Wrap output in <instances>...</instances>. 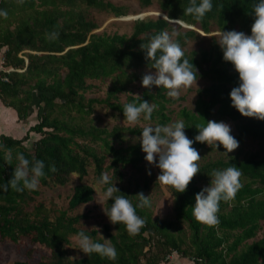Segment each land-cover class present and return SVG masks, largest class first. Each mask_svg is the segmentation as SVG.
<instances>
[{
    "label": "trees",
    "instance_id": "trees-1",
    "mask_svg": "<svg viewBox=\"0 0 264 264\" xmlns=\"http://www.w3.org/2000/svg\"><path fill=\"white\" fill-rule=\"evenodd\" d=\"M152 2L137 0L141 8ZM256 2L212 0V10L198 22L183 14L189 0H156L163 16L136 18L131 32L126 34L94 32L96 23L84 12L83 7L94 8L125 17V6L110 0H25L23 5L16 0H0V9H6L9 14L7 20L0 18V47H5L3 66L7 68L0 74L8 79L0 80V101L13 108L23 122L34 107L37 117L20 137L0 133V183L12 178L18 163L17 152L23 153L30 162L35 158L45 163V176L39 186L64 185L71 176L77 178L71 187L67 209L54 210L37 199L39 186L35 191L16 192L11 188L0 191V240L18 242L26 238L32 245L40 244L48 249L32 262L30 248L26 258L15 259L10 264H159L172 251L190 259L189 264H264V153L240 155V146L246 139L264 141V121L243 117L230 106L229 93L239 84L238 73L231 63L223 61L215 38L206 47L183 49L187 40L197 35L195 28L204 34L214 26L218 31L236 30L250 35L251 13ZM53 31L59 32V38L49 41L46 33ZM161 31L179 33L175 39L184 50L185 58L196 67L199 78L208 81L196 89L192 110L182 107L177 111L185 123L187 137L193 139L198 134L196 127L209 120L227 119L235 122L232 136L238 140L239 147L229 157L200 163V173L185 192L177 193L168 186L173 196L172 219L153 216L149 207L137 208V215L146 223L137 235L130 236L123 224L113 225L105 215L103 238L109 239L116 248V260L95 253L73 257L70 238L81 231L95 242H104L97 229L79 226L83 215L68 214L69 209L94 197L93 184L86 179L91 164L95 179L105 170H111L112 182L118 181L116 187L128 195L134 206L138 203L134 195L144 193L149 186L147 180L125 177L123 173L128 165L134 171L142 169L145 154L140 143L124 142L127 135L140 136L143 127L120 124L107 128L87 121L86 117L93 111L94 103H103L124 118V104L136 102V96L130 93V84L141 77L136 69L151 67L140 45ZM88 79H109L104 98L84 96L93 87ZM166 91L153 86L137 94L142 100L158 105L151 119L156 125L171 121L168 104L179 99L169 98ZM121 93L126 94L124 101L119 98ZM30 133L39 136L28 147L25 142ZM192 146L198 151L212 148L199 142ZM9 148L13 156L11 165L4 159L5 149ZM219 149L224 151L222 146ZM53 164L56 172L50 171ZM232 165L242 171L243 187L235 200L220 203L217 226L197 222L192 216L195 194L209 184L213 169ZM111 203V200L104 202V209ZM260 230L263 235L256 237Z\"/></svg>",
    "mask_w": 264,
    "mask_h": 264
},
{
    "label": "clouds",
    "instance_id": "clouds-1",
    "mask_svg": "<svg viewBox=\"0 0 264 264\" xmlns=\"http://www.w3.org/2000/svg\"><path fill=\"white\" fill-rule=\"evenodd\" d=\"M16 2L23 5L25 0ZM212 8V0H189L183 14L190 15L199 22ZM251 16L253 23L250 35L242 31L221 30L216 34L218 38L215 41L223 53V61L231 63L238 73L239 84L229 93L230 106L243 117L264 121V0H258L253 5ZM0 18H9L6 9H0ZM178 35L175 31H161L152 35L147 43L140 45L145 53V60L151 62L150 68L154 69L142 76L141 86L147 89L153 86L163 87L167 90L166 95L172 99H178L181 90L193 85L197 87L199 78L198 70L185 58L184 50L175 39ZM58 38L59 32L46 33L49 41ZM135 96L136 102L125 103L123 106L124 119L130 125L138 124L141 117L144 121H151L158 105L142 100L139 95ZM185 129L183 119L166 125L148 124L142 128L140 136L136 137L145 154V161L159 169L156 182L174 188L177 193L185 192L192 179L200 173L198 162L201 155L192 146L194 143L207 144L216 150L222 146L224 151L221 153L228 157L229 153L239 147L238 140L231 135L230 125L223 121L209 120L205 125H198V134L193 139L187 137ZM4 159L8 165L12 164V149H5ZM15 159L18 163L14 167L12 178L6 183H0V191L7 192L9 188L16 192L37 190L41 178L45 176V163L35 158L30 162L20 152H17ZM50 171H57L54 164L50 166ZM147 174L150 175L151 172ZM209 175V184L195 194L192 216L201 224L215 227L219 224L220 203L235 200L243 187V173L239 167L232 165L222 170L213 169ZM96 183L101 187L107 186L103 191L105 202L111 200L112 203L106 210H102L109 222L113 225L123 224L130 236L137 235L146 223L145 219L137 215V208L151 207L150 195L145 196L143 192L134 195L138 201L134 206L127 198L128 195L119 191L107 173H102ZM116 193L120 194L114 195ZM101 237L103 243L95 242L81 231L73 238L76 244L74 249L87 256L95 253L102 258L116 260V248L109 239Z\"/></svg>",
    "mask_w": 264,
    "mask_h": 264
},
{
    "label": "rangeland",
    "instance_id": "rangeland-1",
    "mask_svg": "<svg viewBox=\"0 0 264 264\" xmlns=\"http://www.w3.org/2000/svg\"><path fill=\"white\" fill-rule=\"evenodd\" d=\"M116 5H124L126 8V14L125 17H116L110 12L97 10L94 8H84V12L86 13V16L88 19L93 20L96 23V28L93 29L94 32H107L112 33L114 31L119 33H126L129 34L132 30L133 22L136 18H156L159 16H163V13H161L158 10V5L156 3V0H153L151 5L145 8H141L137 4V0H110ZM123 17V18H122ZM195 31L197 32V35L191 39H188L186 44L183 46V49L186 51H190L192 49H200L203 47L208 46V44L211 42L212 38L217 39V33L218 30L215 29L214 26H212L211 31L207 34H204L199 28H195ZM137 73H140L141 77L140 79L134 81L132 84H130V93L137 95L141 92V90L144 88L141 86V79L144 74H146L149 71H154V69L150 68H138L136 69ZM88 83H91L93 85L92 88L87 90L84 93V96L86 98L89 97H95L102 99L106 95V90L109 86V79H105L103 81H100L98 79L95 80H87ZM208 84V81L206 78H198L197 80V87L193 85L192 87L181 90V94L179 96V99L174 102L168 104V110L169 114L171 116V122H174L176 120H179L180 118L177 116V111L182 108L186 107L188 109H193L194 107V101L196 99V89L205 86ZM124 93L119 94V98L121 101L125 100ZM87 121H92L95 125L99 126H106L107 128H111L114 125H130L126 121V119L116 115L110 108H108L103 103H94L93 105V111L86 117ZM36 109L33 108V112L30 114L29 119L27 122L23 123V126H28L30 123L36 122ZM86 121V122H87ZM223 121L230 125L231 127V135L235 133V122L227 120V119H221L217 122ZM148 124H151L152 126H155L156 124L153 121H144L142 118L140 119V122L136 125L140 127H144ZM132 126V125H131ZM39 136V134L30 133L29 134V140H27L25 143L28 147L31 146V142L36 139ZM126 141L124 144L130 143V142H136V137L139 136H126ZM117 144V142H116ZM208 147V145L206 144ZM95 147L98 151H101L100 147L96 144ZM241 148V156L250 152H259L264 153V141L261 139H246L242 145ZM221 152L223 150L221 149H215V147H212L211 149H205V150H199V153L201 155V160L198 162L203 163L207 161L208 159H215L218 157L225 158L226 156L223 155ZM236 150L233 151L235 153ZM106 163H108V160H106ZM151 172V174H147L148 172ZM104 173H107L110 177L111 170H105ZM123 173L125 177H136L139 181H143L144 179L148 182V187L144 190V194L146 196H149V199L151 201V207L149 209L151 210L153 216L158 217L160 219L168 218L172 219L174 217L173 213V196L169 190L168 186H164L160 184L159 182H156V177L159 174V169L156 168L154 165H149L145 159L142 162V169L141 171H134L133 168H131L129 165L123 168ZM87 181L91 184H93V187L95 189L94 197L93 199L85 204H81L78 207H75L74 209H69L68 214L70 215H83L81 219L79 220V226L82 228H95L97 229L98 236H103L104 233L102 230V224L107 221V218L102 210L104 209V202L105 198L103 195V191L105 190L103 187L97 185L95 179V174L93 172V166H89L88 168V175H87ZM77 181L76 176H71L70 181H68L64 185H50V186H39L40 194L37 197V199H41L44 201L47 207L52 208L54 210L58 209H67L68 208V197L71 193V187L74 184V182ZM113 183H116L115 186L118 184L117 180H114ZM184 225V224H183ZM185 227V226H184ZM263 235L262 230H260L257 233L256 237H261ZM75 236H72L70 238V251L71 255L73 257H79L83 255L82 252H80L76 248V244L74 242ZM106 239V238H105ZM31 248V250H30ZM30 250V261H35L39 258V256L43 253H47L48 249H46L44 246L40 244L32 245L26 238L20 239L18 242H12L10 240H0V264H10L15 259H22L26 258L27 251ZM171 257L169 259H164L166 261H169L173 258H182L181 255H179L177 252H170ZM188 260V258H186ZM190 260V259H189ZM164 261V262H166ZM191 261V260H190Z\"/></svg>",
    "mask_w": 264,
    "mask_h": 264
},
{
    "label": "crops",
    "instance_id": "crops-1",
    "mask_svg": "<svg viewBox=\"0 0 264 264\" xmlns=\"http://www.w3.org/2000/svg\"><path fill=\"white\" fill-rule=\"evenodd\" d=\"M5 47H0V68L3 67V51ZM28 116L27 120L29 119ZM37 119V117H36ZM26 120V122H27ZM23 121L19 120L16 112L13 108L7 107L0 101V133L11 134L13 136H22L26 129L32 125L30 123L28 126H23ZM159 264H189V260L186 258H173L169 261H162Z\"/></svg>",
    "mask_w": 264,
    "mask_h": 264
},
{
    "label": "built area",
    "instance_id": "built-area-1",
    "mask_svg": "<svg viewBox=\"0 0 264 264\" xmlns=\"http://www.w3.org/2000/svg\"><path fill=\"white\" fill-rule=\"evenodd\" d=\"M0 71H7V68L3 66V67L0 68ZM0 80L7 81L8 79H7V77L5 75L0 74ZM172 252H176V251H172ZM171 255L172 254L168 253L165 256V259H169L171 257Z\"/></svg>",
    "mask_w": 264,
    "mask_h": 264
}]
</instances>
